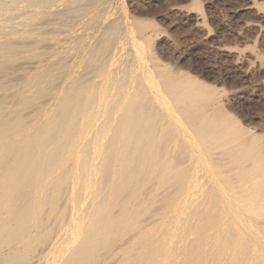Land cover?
I'll use <instances>...</instances> for the list:
<instances>
[{
  "label": "bare ground",
  "instance_id": "obj_1",
  "mask_svg": "<svg viewBox=\"0 0 264 264\" xmlns=\"http://www.w3.org/2000/svg\"><path fill=\"white\" fill-rule=\"evenodd\" d=\"M129 2L34 0L32 88L68 79L55 93L15 88L27 43L2 33L0 264H264V129L225 86L165 64L153 9Z\"/></svg>",
  "mask_w": 264,
  "mask_h": 264
},
{
  "label": "rangeland",
  "instance_id": "obj_2",
  "mask_svg": "<svg viewBox=\"0 0 264 264\" xmlns=\"http://www.w3.org/2000/svg\"><path fill=\"white\" fill-rule=\"evenodd\" d=\"M14 1L0 0V39H9L10 36H2V33L6 31L8 25L9 27L15 25L16 30L11 34V37L16 36L18 40L27 43L25 51L12 57L15 59L13 65L16 67L13 66L10 75L15 78L16 76L17 78L18 76L23 77L22 83L15 88L30 90L27 94H32L33 90L37 89H42L41 93L43 94L55 93V90L50 91L46 87L56 85L60 78L53 77L32 88V85L44 73L42 68L39 70L37 65L35 66L39 49L35 44L34 0H22L18 4ZM129 1L132 8L153 9V15L143 14L141 16H148L158 23V35L155 36L153 44L165 64H169L173 68L180 65L177 68L200 77L206 83L218 85V88L225 86L228 91L225 89L227 95L223 97V100L227 105L231 104L228 105V108L232 106L233 108L230 109L246 121V126L248 124L251 127L254 126L258 132L264 129V17L262 16L264 11L258 3L264 0H259L257 3L254 2L255 0H202L204 4L202 11L188 8L191 0H185V2L184 0H169L170 4L168 0ZM162 4H166L165 7ZM16 9H21L24 14L21 13L19 17L12 18V20L1 21L9 11ZM60 49L62 50V47ZM61 55L68 57L69 53ZM61 55L59 54V56ZM62 79L61 86L63 87L67 84L68 79L65 77ZM236 82L237 86L231 87ZM61 86L56 85L57 89H60ZM184 119L183 122L188 124ZM200 147L207 170L211 171L212 159L207 148L201 144ZM105 153V151L104 153L101 151L98 156ZM114 161L115 159H112L111 164ZM187 163L189 164L190 161ZM208 174L209 177H212V173ZM138 177L139 174L133 176V178ZM171 195L173 196L171 197ZM170 197L173 199L174 194H169L167 198ZM155 199L157 201L159 198L155 196L152 200L155 201ZM182 199H185V196ZM30 233L28 230L27 235ZM121 244L123 243L115 244V247L118 245L117 248L125 247ZM109 253V255L112 254V252ZM166 253L167 250H164L163 256ZM46 256L47 253H44L42 257H37L33 261L35 264H48L45 262ZM111 257L114 258L116 255L112 254ZM116 260L114 259V261Z\"/></svg>",
  "mask_w": 264,
  "mask_h": 264
}]
</instances>
